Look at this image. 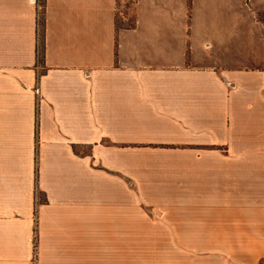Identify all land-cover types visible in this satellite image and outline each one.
I'll return each mask as SVG.
<instances>
[{
  "label": "crops",
  "instance_id": "obj_1",
  "mask_svg": "<svg viewBox=\"0 0 264 264\" xmlns=\"http://www.w3.org/2000/svg\"><path fill=\"white\" fill-rule=\"evenodd\" d=\"M137 236L264 243V0H0V264Z\"/></svg>",
  "mask_w": 264,
  "mask_h": 264
},
{
  "label": "rangeland",
  "instance_id": "obj_2",
  "mask_svg": "<svg viewBox=\"0 0 264 264\" xmlns=\"http://www.w3.org/2000/svg\"><path fill=\"white\" fill-rule=\"evenodd\" d=\"M41 4L44 0H39ZM133 0H128L131 4ZM122 0H119V11ZM120 14L117 16V25L123 26L132 22L133 17ZM44 17H40V59L42 60ZM139 223L143 226L145 221L140 217ZM138 223V219H137ZM149 225V223H147ZM138 230H144L138 229ZM151 232V228L145 229ZM189 231V230H188ZM143 233V232H142ZM142 233L140 235H142ZM138 235V233H137ZM183 240L195 239L190 233L183 234ZM164 237L137 236L136 264H264V243H206V242H163ZM196 239H207L199 237ZM237 239V238H234Z\"/></svg>",
  "mask_w": 264,
  "mask_h": 264
},
{
  "label": "trees",
  "instance_id": "obj_3",
  "mask_svg": "<svg viewBox=\"0 0 264 264\" xmlns=\"http://www.w3.org/2000/svg\"><path fill=\"white\" fill-rule=\"evenodd\" d=\"M44 4V3H43ZM119 14H117V16H118ZM125 19H128V18H125ZM129 26V27H132V26H134V19H133V21L132 22H126V23H124L123 24V26ZM43 26H44V23H43ZM117 27H119L118 25H117ZM44 53H45V42H44V30H43V47H42V57L44 56Z\"/></svg>",
  "mask_w": 264,
  "mask_h": 264
}]
</instances>
